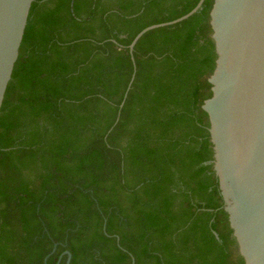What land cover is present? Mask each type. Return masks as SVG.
<instances>
[{
    "label": "trees",
    "instance_id": "1",
    "mask_svg": "<svg viewBox=\"0 0 264 264\" xmlns=\"http://www.w3.org/2000/svg\"><path fill=\"white\" fill-rule=\"evenodd\" d=\"M197 1H32L0 108V264H244L201 108L213 0L128 50Z\"/></svg>",
    "mask_w": 264,
    "mask_h": 264
},
{
    "label": "water",
    "instance_id": "2",
    "mask_svg": "<svg viewBox=\"0 0 264 264\" xmlns=\"http://www.w3.org/2000/svg\"><path fill=\"white\" fill-rule=\"evenodd\" d=\"M32 1L0 0V108ZM202 2L142 28L129 52L146 31L188 18ZM209 17L216 58L208 77L211 96L201 108L209 121L212 169L244 264H264V0H213ZM63 253L69 264L70 252Z\"/></svg>",
    "mask_w": 264,
    "mask_h": 264
}]
</instances>
